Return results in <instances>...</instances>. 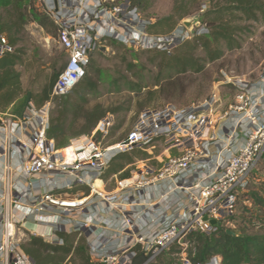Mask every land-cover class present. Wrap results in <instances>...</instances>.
<instances>
[{
    "label": "built area",
    "instance_id": "obj_1",
    "mask_svg": "<svg viewBox=\"0 0 264 264\" xmlns=\"http://www.w3.org/2000/svg\"><path fill=\"white\" fill-rule=\"evenodd\" d=\"M42 1L59 26L57 42L68 53L66 67L53 87L56 98L68 94L83 78L96 41L123 36L107 23L101 4L77 8L67 0ZM144 27L143 34L129 39L131 44L170 50L171 43L177 46L194 32L183 27L185 31L171 34L162 44L151 40L148 24ZM195 32L208 30L202 25ZM10 49L7 39L0 36V60ZM263 90L256 83L248 85L237 94L236 104L220 115L214 96L186 108L149 107L139 113L124 139L104 143L116 120L109 113L91 135L74 139L63 149L47 136L52 101L39 109L32 105L23 118L0 112V133L5 135L0 140L8 160L0 164V264H36L13 245L12 228L32 214L47 222L46 210H58L52 220L56 232H67L71 225L75 231L89 230L95 264H132L137 246L149 255L145 264L156 262L175 246L171 264H221L220 255L194 263L188 256L189 236L234 227L238 204L250 191L251 174L264 156ZM33 122L32 128L23 129ZM25 130L32 143L28 152L18 145ZM157 144L167 153L162 168L154 169L141 160L130 177L115 175V189L105 192L109 195L95 188V181L116 156L138 148L148 151ZM67 176L73 177L71 182L60 183ZM80 184L91 187L90 196L62 194ZM52 243L64 241L57 238Z\"/></svg>",
    "mask_w": 264,
    "mask_h": 264
},
{
    "label": "trees",
    "instance_id": "obj_2",
    "mask_svg": "<svg viewBox=\"0 0 264 264\" xmlns=\"http://www.w3.org/2000/svg\"><path fill=\"white\" fill-rule=\"evenodd\" d=\"M208 1L210 6L201 14L200 19L201 24L208 30L207 33L193 32L189 38L170 50L143 49L155 52V59H157L155 63L161 72L158 76L160 80L155 84L143 85L142 82L126 84V87L133 93L129 99H137V111L141 112L149 108L148 106L156 102L155 100L161 95L169 92L171 94L174 90L173 85L169 83L171 77L184 76L190 72L203 73L209 65L219 62L227 52L242 47L239 38L248 28L234 24L235 20L229 18L230 15L239 13L238 20L241 21H257L260 17L264 21L262 0H221V3L219 0L216 4L214 0ZM179 3L175 5L170 16L157 22H149L147 28L149 35L161 37L164 33L179 34L185 31L179 25V21L191 11L185 10L188 7V0H179ZM29 4V0H0V36L7 39L11 48L0 60V111L6 112L10 108L14 117L23 118L33 104L39 109L52 101L47 136L54 140L57 148H67L73 139L91 135L107 114H119L128 108L122 104L107 107L100 102L91 106L89 96L94 90H91V82L86 79L87 77H83L68 94L53 98V87L65 69L67 61L54 71L48 83L38 93L23 90L21 73L18 71L23 61V49L18 48L21 32L28 21H37L44 27L48 25L54 31L59 29L54 21L49 22L47 16L39 14L35 4ZM226 16L229 19H225ZM171 22L172 24L166 29ZM91 62L89 56L88 65ZM148 87H156V89L144 92L143 89ZM166 98L168 102H171V96L166 95ZM96 139H100V136H96ZM145 156L147 154H144ZM135 157L137 156L128 153L119 155L108 165L103 177L107 179L113 174H117L121 179L130 177L131 165L135 162ZM75 190L76 192L83 191L85 195L90 193L89 187ZM245 196L252 206L258 208L260 217H262L264 215V184L256 190L247 192ZM232 230L236 232V236L227 234L226 228H221L219 232L213 234L199 232L190 234L188 256L194 263H203L212 255H220L221 264H264V233L249 234L240 227L232 228ZM57 235L63 239V244H51L41 237L33 236L21 244V248L36 264H64L77 262V260L80 264H95L90 256L89 246L88 251L83 250L85 241L88 244V239L83 234L58 231ZM174 250L173 248L168 252L170 257H160V260L147 264H171ZM135 251L136 256L132 264H145L149 258L148 253L140 246H137Z\"/></svg>",
    "mask_w": 264,
    "mask_h": 264
},
{
    "label": "rangeland",
    "instance_id": "obj_3",
    "mask_svg": "<svg viewBox=\"0 0 264 264\" xmlns=\"http://www.w3.org/2000/svg\"><path fill=\"white\" fill-rule=\"evenodd\" d=\"M67 1L69 5H74L77 8L79 6L82 8L90 6L92 8L96 3L101 4L107 12V23L115 27L123 36L119 39L108 38L96 41L90 51L91 55H89L92 62L88 65L87 71H85L83 76L90 80L91 90H94L93 94L89 96L91 106L100 102L107 107L122 104L125 108H128L119 114H115L116 120L110 130V134L103 139L104 143L117 142L120 138L124 139L126 137L140 113L136 108L137 99H129L133 93L126 87V84L130 82H142L143 85L155 84L160 80L158 76L161 72L155 63L157 61L155 52L143 50L145 48L137 44H131L133 41L129 39L143 34L145 24L157 22L170 16L174 11L175 5L177 3L180 4L179 0L178 2L176 0ZM217 1L219 0H214V4ZM262 1L264 2V0ZM29 2L36 5L41 16H47L49 22L54 21L47 12L42 0H29ZM187 6L185 10H190L191 13L185 15L179 21V25L183 27V21L196 19L197 23L193 28L195 32L202 27L200 22L201 14L209 8L210 2L208 0H188ZM239 15V13H234L229 18L231 17L235 20L234 24H240L248 28L239 38L242 47L227 52L219 62L209 65L203 73L190 72L184 76L171 77L169 83L174 87L171 94L169 92L161 95L155 100L156 102L151 103L148 107H164L168 104H173L179 108H186L199 105L214 96L217 102L216 112L220 115L230 110L231 105L236 104L237 94L242 89L246 90L248 85L256 83L259 88L263 87L264 89V83L261 82L264 79L263 18L260 17V20L257 21H241L238 20ZM172 22L166 26V29L169 28ZM51 30L52 27L50 29L48 25L44 27L37 21H28L20 34L18 48L23 49V61L19 65L18 71L21 73V84L24 91L32 93L41 91L54 71L59 69L62 64H65L68 59V53L57 42L58 29L55 31L54 29ZM135 34L137 35L135 36ZM171 34L174 33H164L161 36L163 38L159 41L155 35H152L154 38L151 40L166 44L167 40H170ZM169 47L172 49L176 46L171 43ZM155 89L156 87H148L143 90L148 92ZM262 93H264V90ZM166 95L167 97L171 96V102H168ZM33 106L38 109L36 105L33 104ZM33 120L35 121V116H33ZM71 145L72 143L67 147ZM128 154L137 156L134 159V165H131L133 173L136 171V166L141 165V163H138L141 160H145L148 165L158 170L162 168V162L167 159L165 148L160 144L148 151L138 148ZM144 154H147V156L144 157ZM136 163L138 164L136 165ZM261 184H264V156L261 157L256 169L251 174L250 191L256 190ZM115 187V181L103 182V188L106 191L114 190ZM103 194L105 196L109 195L105 192ZM72 195V198L82 196L77 193ZM262 218H264V215L260 217L258 208L247 204V196H245L241 198L238 204L236 214L232 219L234 227L232 226L231 228L240 227L249 234L264 233V219ZM77 232H80L89 240L90 232L88 229ZM31 237L33 235L16 228L12 238L13 245L18 251L21 250L24 253L21 244L30 240ZM88 246L89 242L86 244L85 241L83 250L88 251ZM177 247L175 246L174 248ZM168 255V253H165L161 258L170 257ZM28 257L31 258L30 256ZM72 264L80 263L77 260V262H72Z\"/></svg>",
    "mask_w": 264,
    "mask_h": 264
},
{
    "label": "crops",
    "instance_id": "obj_4",
    "mask_svg": "<svg viewBox=\"0 0 264 264\" xmlns=\"http://www.w3.org/2000/svg\"><path fill=\"white\" fill-rule=\"evenodd\" d=\"M1 113L5 114L7 116H11L12 115L10 108L6 112H1ZM32 125H34V122H33V124L32 123L27 124L26 127L23 126V129H27L28 130V129H30V128L33 127ZM27 130H25V132H22V134L19 136V139H21V142H19L18 145L21 146V148L23 147V152H28L31 149V144H32L31 143L30 136H29V133H28ZM0 135L2 136L3 139L5 138V135L3 133H0ZM75 139H77V138H75ZM0 141H1L0 142V164L2 166H4V165H6V161H8V160H7V156H5L6 154H5L4 150L2 149V147H3V145L1 144L2 143V140H0ZM118 156H116V157H118ZM15 159L13 161H11L10 163L11 164H14L15 161H16ZM115 175H117V174H113V175H111L107 179L104 178L103 175H102L98 179V181H101L102 183L103 182L105 183V182H107L109 180L114 181ZM72 179H73V177H70V176L69 177L68 176L67 177H62L60 183H63L64 184V182H71ZM85 187H89L90 188V193L88 195H85L83 191L76 192V190H75L77 188L78 189H80V188L82 189V188H85ZM98 191L99 192H110V191H106L103 187H102V189H98ZM74 193L80 194L82 196L83 195L84 196H90L91 193H92V190H91V187L89 185L80 184V185H76V186L72 187L71 189H67L64 192H62V194L64 196L65 195H68L71 198L73 196L72 194H74ZM82 196L74 197V198H80ZM53 213H58V210H55V212L52 211V210H46L44 212L45 216H47V218H48V221L47 222H40V221H38L37 218H36V216L32 214V215H30L28 217V219L24 223H21L20 225H18L17 228H19V230H21V231L22 230L23 231H26L30 235L37 236V237H41V238L44 239V241L53 244L52 242L54 240H56L57 238H59V236L57 235V232L55 231L54 225L52 223V220L54 219ZM67 232L68 233H71V232H77V231H75L74 226L71 225V226H68L67 227ZM88 238H90V236H88Z\"/></svg>",
    "mask_w": 264,
    "mask_h": 264
},
{
    "label": "water",
    "instance_id": "obj_5",
    "mask_svg": "<svg viewBox=\"0 0 264 264\" xmlns=\"http://www.w3.org/2000/svg\"><path fill=\"white\" fill-rule=\"evenodd\" d=\"M197 23L196 19H192V20H185L183 21V27L186 28L188 31L192 32L194 25ZM211 222L213 224L216 223V220H211ZM227 234L232 235V236H236V232H234L232 229H227L226 230Z\"/></svg>",
    "mask_w": 264,
    "mask_h": 264
},
{
    "label": "bare ground",
    "instance_id": "obj_6",
    "mask_svg": "<svg viewBox=\"0 0 264 264\" xmlns=\"http://www.w3.org/2000/svg\"><path fill=\"white\" fill-rule=\"evenodd\" d=\"M70 149V148H69ZM99 179V178H98ZM98 179L95 181V187L98 189H102L103 187V183L101 181H98ZM66 202H71L70 200L66 201ZM15 227L12 228L13 232L15 231Z\"/></svg>",
    "mask_w": 264,
    "mask_h": 264
}]
</instances>
